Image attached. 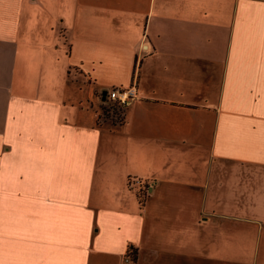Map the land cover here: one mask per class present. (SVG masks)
Wrapping results in <instances>:
<instances>
[{
  "label": "crops",
  "instance_id": "0c3cea01",
  "mask_svg": "<svg viewBox=\"0 0 264 264\" xmlns=\"http://www.w3.org/2000/svg\"><path fill=\"white\" fill-rule=\"evenodd\" d=\"M179 154L264 168V0H0V264H264V195L182 196Z\"/></svg>",
  "mask_w": 264,
  "mask_h": 264
},
{
  "label": "rangeland",
  "instance_id": "374dc122",
  "mask_svg": "<svg viewBox=\"0 0 264 264\" xmlns=\"http://www.w3.org/2000/svg\"><path fill=\"white\" fill-rule=\"evenodd\" d=\"M99 106L101 107V115H99L97 122L103 127L109 128L111 125L116 126L123 122L127 105L122 106L114 101L108 100L106 97V101L101 102ZM106 139L108 143V137ZM174 158L176 160L174 164L180 168L183 182L182 196L187 195L185 192H188L190 196L200 198L202 192L206 194V191L208 193L207 195L211 197L229 196L230 198L239 197L242 199L253 198L255 196L258 198L264 195L263 167L229 160H215L208 178V189H199L195 191V189L190 188V186L184 185V182L189 178L191 166L193 169H196L194 161L197 157L194 158L191 156L189 157L188 154H179L175 155ZM202 166H204V164L199 163L197 165L198 170H201ZM151 182L152 177L143 178L129 175L126 178L125 190L133 194L139 208L144 207L150 200L154 202V199L159 194V191L155 193L153 191H148ZM163 192H167V190L165 189ZM162 207L165 208V206ZM160 213V219H163L165 210ZM122 264H141L140 252L134 248H127L123 254Z\"/></svg>",
  "mask_w": 264,
  "mask_h": 264
},
{
  "label": "built area",
  "instance_id": "2783aa9c",
  "mask_svg": "<svg viewBox=\"0 0 264 264\" xmlns=\"http://www.w3.org/2000/svg\"><path fill=\"white\" fill-rule=\"evenodd\" d=\"M136 85L132 83L131 85L122 87L115 86L107 90V99L114 101L122 106L130 104L136 98Z\"/></svg>",
  "mask_w": 264,
  "mask_h": 264
},
{
  "label": "water",
  "instance_id": "95a60500",
  "mask_svg": "<svg viewBox=\"0 0 264 264\" xmlns=\"http://www.w3.org/2000/svg\"><path fill=\"white\" fill-rule=\"evenodd\" d=\"M106 95H107V89H104V90L102 91V98H101L103 101L106 100Z\"/></svg>",
  "mask_w": 264,
  "mask_h": 264
}]
</instances>
